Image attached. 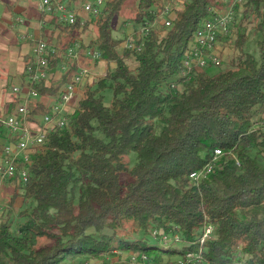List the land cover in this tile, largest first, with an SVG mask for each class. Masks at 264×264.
I'll use <instances>...</instances> for the list:
<instances>
[{"label": "trees", "instance_id": "16d2710c", "mask_svg": "<svg viewBox=\"0 0 264 264\" xmlns=\"http://www.w3.org/2000/svg\"><path fill=\"white\" fill-rule=\"evenodd\" d=\"M126 2L106 0L89 44L90 23L81 17L60 23L62 33L45 41L67 51L81 40L115 66L84 86L65 127L31 154L28 182H10V206L19 197L22 206L15 207L17 220L12 210L0 217V264H110L118 250L145 256L147 264H264V132L253 129L264 121V0H245L230 36L219 40L222 62L227 49L237 53L232 66L188 80L180 77L182 60L216 0H187L174 11L171 29L152 30L140 51L113 36ZM162 7L161 0H140L134 21L143 28ZM251 31L262 34L259 59L245 52ZM62 61L53 60L51 72ZM71 66L36 87L41 99L30 103V119L50 113L77 71ZM22 103L13 97L10 113ZM10 142L1 129L0 153ZM217 149L223 155L213 173L196 186L190 175ZM206 226L213 234L202 245ZM189 253L203 262H188Z\"/></svg>", "mask_w": 264, "mask_h": 264}, {"label": "built area", "instance_id": "2783aa9c", "mask_svg": "<svg viewBox=\"0 0 264 264\" xmlns=\"http://www.w3.org/2000/svg\"><path fill=\"white\" fill-rule=\"evenodd\" d=\"M161 1L163 7L154 22L147 23L137 33L140 43H137L134 37L129 38L125 42V49L140 51L152 30L166 34L173 26L174 11L182 9L187 0ZM244 2L245 0H216V4L208 8L211 17L205 20L196 31L193 42L184 55L180 69L181 78L188 80L194 74L202 73L205 68L217 65V58H220L219 40L230 36L236 21V12L242 8ZM105 4L106 0L88 1L83 5L82 10L94 18H99ZM41 9L49 15H57L63 23L73 25L77 21L76 11L59 1L42 0ZM33 53L32 61L25 69V82L13 88V93L23 103L13 114L0 115V130L6 129L12 139V142L8 143L0 153V186L12 180H17L21 184L28 182L29 172L25 163H29L31 154L44 145L50 133L65 127L68 116L74 112L81 97L84 81L90 77L91 73L88 69L77 66L78 70L72 72V80L60 89L57 99L51 103L50 113L37 115L35 120H32L29 105L32 101L41 99L36 87L42 82L48 83L54 80L57 76L63 77L72 67L69 61L77 63L80 56L93 61L102 59V53L98 49L76 51L70 48L65 52L59 47L50 46L44 40L38 41ZM63 56L69 60H65L60 69L54 73L51 72L52 61ZM253 129L264 132V121L256 122ZM222 155V150H215L212 161L202 170L190 175L192 183L199 186L212 174L216 162ZM212 234L213 228L206 226L201 244L203 245ZM176 242H179L178 238ZM146 260L145 256L132 255L131 257L132 264L137 262L147 264ZM187 261L203 262L201 255L194 254L187 255Z\"/></svg>", "mask_w": 264, "mask_h": 264}, {"label": "crops", "instance_id": "0c3cea01", "mask_svg": "<svg viewBox=\"0 0 264 264\" xmlns=\"http://www.w3.org/2000/svg\"><path fill=\"white\" fill-rule=\"evenodd\" d=\"M54 1H59L77 11L75 3L80 0L73 2L72 6L68 5L69 0ZM41 4L42 0H0V115L13 114L10 113L11 101L13 97H17L13 93V88L25 82V69L32 61L38 41H46L47 38L53 35L57 37L62 33L63 27H60L56 15L43 12ZM72 62L69 61L78 66L77 63ZM61 77L57 76L54 81ZM18 201L20 204L17 205ZM15 205L18 208L22 206L20 197Z\"/></svg>", "mask_w": 264, "mask_h": 264}, {"label": "rangeland", "instance_id": "374dc122", "mask_svg": "<svg viewBox=\"0 0 264 264\" xmlns=\"http://www.w3.org/2000/svg\"><path fill=\"white\" fill-rule=\"evenodd\" d=\"M88 1H92V0H87L86 2H88ZM139 1L140 0H127L126 4L123 6L120 14L115 18L114 24H113V29H114V35L113 36L115 39L127 40L129 38H133V37L135 38V36H137V33L141 30L142 26L134 21L135 12L137 11ZM86 2L80 0L77 3H75V5L77 4V8H78V9H76L78 11V12L76 11L77 17L81 16L82 18H84L83 21H89V23H90L89 30H88L89 33L87 35H85V43L89 44L88 40H95L98 36V27L96 24L98 18H94V17L90 16L89 14L83 13L81 11V7ZM56 17H57L58 22L61 23L59 17L57 15H56ZM261 40H262V34L261 33L256 34L255 32L251 31L249 40L245 45V52L247 54H250V55L254 56L255 58L259 59L260 53H259L258 44ZM125 42L126 41H124V46H123L124 48H125ZM70 48H73L76 51H78V50L80 51L82 49L88 50V48L89 49H97L96 47H83L81 44V40L80 41L78 40L75 47H70ZM70 48H67V50H69ZM219 49L221 50V47H219ZM64 51L66 52V50H64ZM226 51L228 53L226 54L227 56L225 57L224 62H222L220 67H212V68L208 69L209 75H216L220 71H222V69H226V68L232 66V59L237 56V53L233 49H230V48L227 49ZM63 58H64V60H69V59L65 58V56H63ZM82 58H83L82 56L79 57L77 65L81 68L88 69L89 72L91 73L90 77L84 81V85L82 86L83 88L86 85H92V86L96 85V83L100 79L105 77L108 67H114L115 66L114 63L108 64L106 61H104L102 59L100 61H93V60H90L87 58H85V59H82ZM62 63H64V61H62ZM62 63L58 66L57 70L60 69L59 67L62 65ZM135 67L136 66L134 65L133 68H135ZM77 70H78V68H77ZM81 96H82V94H81ZM105 96L107 98L106 103L108 105L109 103H111V101L113 99L112 90H108L107 93L105 94ZM129 160L132 162V165L135 164L137 161V155L135 153H132L131 155H129ZM127 177H128V174H123L122 175V181H126ZM15 190H16V186L14 184L11 185L10 182H5L4 184H2L0 186V217L5 216L8 211L12 210V212H13L12 218L14 219V221L17 220L19 217H18V213L15 210L16 205L14 208H11L9 201L14 196ZM18 204H20L19 201L17 202V205ZM13 229L15 230V223H14ZM105 233L108 235H112L113 231L107 230ZM129 235H130L129 239H132V240L140 239L139 234H131L129 232ZM126 238H128V237H126ZM130 257H132V253L123 252V251L118 250L117 253L108 257V259H109L108 261H109V263L111 262L110 264H115L117 262L130 263L129 262ZM176 260L177 259H174L171 262H175ZM166 262H167V260H166Z\"/></svg>", "mask_w": 264, "mask_h": 264}, {"label": "bare ground", "instance_id": "6f19581e", "mask_svg": "<svg viewBox=\"0 0 264 264\" xmlns=\"http://www.w3.org/2000/svg\"><path fill=\"white\" fill-rule=\"evenodd\" d=\"M221 64H222L221 58H217V65H212V66H210V67H208V68H205V69L203 70V72H204V71H207L208 69H210V68H212V67H220ZM188 255H191V253H189ZM179 264H183V263H179Z\"/></svg>", "mask_w": 264, "mask_h": 264}]
</instances>
